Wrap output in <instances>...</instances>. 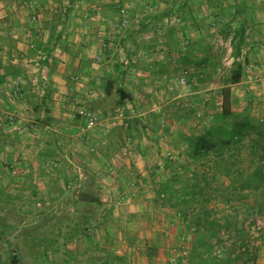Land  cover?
I'll use <instances>...</instances> for the list:
<instances>
[{"label":"rangeland","instance_id":"rangeland-1","mask_svg":"<svg viewBox=\"0 0 264 264\" xmlns=\"http://www.w3.org/2000/svg\"><path fill=\"white\" fill-rule=\"evenodd\" d=\"M5 1L7 0H2ZM241 1L152 0L153 6L148 7L147 12L139 10L140 14H136V0L114 3L119 11L112 14L113 21L120 23V18H126L125 22L131 20L135 23L140 18H146L160 26L159 33L155 34L160 40L167 41L175 55L173 75L169 82L171 84L165 91L158 86L155 91L140 92L138 96L135 94L137 107H132L133 111L129 109L125 118L115 109L118 94L114 92L107 96L102 90L106 85L105 77L96 79V87L101 90H96L95 94L83 92L79 94L82 96L77 97L75 94V133H68L70 140L63 141L61 147L52 139L47 152L53 155L60 167L66 163L75 169L76 178L71 179L74 184L65 189L47 190V186L60 179L54 171L59 165H46V161L42 162L45 159L39 158L42 151L45 152L43 145L47 141H43V137H46V131L31 117L19 119L21 116L17 114L18 109H11L6 93H0V264H66L63 263L65 257L74 259V262L70 260L67 264H75V235L80 234L81 239L89 228L109 232L111 236L106 241L111 246H119V242L124 240L134 248L144 244L140 237L143 231L155 228L170 239L171 254L164 253L169 257L168 260L180 258L181 251L187 250L193 240V231L188 233V229L175 214V209L164 206L161 197L158 198L155 192L172 174H180L184 180L191 176L193 170L200 171L204 168L198 163H188L181 139L173 140L171 135L177 138L183 133L200 130L210 116L219 110L220 89L226 84L231 87L234 110L247 108L251 115L264 120L262 114H257L249 107L248 99L244 96L240 99V89L229 83L233 68L230 42L232 33L228 36L225 33L230 30L228 28L234 30L239 26L242 16L235 15V12ZM245 1L249 5L246 14L252 23L248 27V44L242 48L239 58L242 63L243 59L248 60L243 66L244 78L251 76L252 65L260 68L264 65V0ZM19 4L34 7L37 6V1L26 0ZM142 14L145 16L142 17ZM120 15L125 17H119ZM10 16L7 9L0 14V22H9ZM36 20L30 19L32 23ZM131 28L127 27V30H136ZM102 30L104 32L100 35L103 37L99 38L104 41L106 51L98 52L99 59L96 63L104 62L108 68H119L121 60H124L123 54L116 47V41H111V38L117 40L119 32L114 29L112 37L110 30ZM151 34L152 32L148 35ZM133 36L137 37V34ZM163 40L160 45L166 47ZM33 50L34 46L30 47L28 55H32ZM160 50L165 49L160 47ZM183 53L196 58L209 56L213 59L210 63L196 66L187 60L182 63L179 58ZM184 71L187 72L185 80L180 82ZM32 94H27L28 102L35 101ZM11 95L15 98L18 93L12 92ZM13 97L9 98L14 99ZM81 107L92 110L97 115L98 122L93 128L88 129L79 115ZM140 113H143L140 117L135 116ZM157 118L163 124L170 123L173 129L167 134L156 130V137H153L152 132L140 129L139 126L145 123L149 130ZM124 120L135 129L125 130ZM137 120L140 125L136 123ZM148 146L159 155L154 157L156 159H148L149 163L138 152L149 149ZM57 147L60 151L64 149L70 158H64L65 161L61 157L59 159ZM121 166L120 173L114 171L115 167ZM141 167L142 174L146 175L138 173ZM97 168L99 173H95ZM32 169L34 170L31 171ZM93 172L95 176H92ZM45 174L48 177H41ZM216 179L212 181L213 187L223 178ZM42 180L48 181L50 185L43 184ZM119 185L124 186L126 192L121 190V193L115 188ZM122 195L125 196L123 199ZM83 198H96L97 201L83 202ZM99 198L104 199L103 203ZM122 201L123 203L116 204ZM237 202L234 200L224 204L217 197L207 203V206H212L214 216L221 218L225 214H233V204ZM247 203L252 204V197ZM245 228L249 230V244H255L258 248V264H264V214L249 215L245 220ZM234 237V232L228 237L227 234L224 235L223 245L227 246ZM94 241L96 243L92 245L98 246L103 237L98 233ZM222 250V246L216 244L210 254L220 258ZM93 253L94 256L98 254L95 251ZM182 256L181 262L186 264L188 260L185 255ZM12 258L16 262L13 263Z\"/></svg>","mask_w":264,"mask_h":264},{"label":"crops","instance_id":"crops-1","mask_svg":"<svg viewBox=\"0 0 264 264\" xmlns=\"http://www.w3.org/2000/svg\"><path fill=\"white\" fill-rule=\"evenodd\" d=\"M22 1L24 3L26 0L5 2L0 0V14L7 9L11 14L9 22H0V93H6L5 96L9 100L8 105L11 109H18L17 114L21 116L19 119L31 117L34 121L36 120L35 122L42 130L46 131V137H43V141H47L43 145L45 152L42 151V156H39L40 159H45L42 162L46 161V165L47 163L54 166L59 165L54 161L53 155L47 154L51 147L50 141L55 140L58 147H61L63 141L70 140L68 133H75V94L77 97L82 96L79 94L83 92L95 94L96 90H101L96 87L98 77L99 79L105 77L106 80L112 81V84L108 85L111 90L110 94L114 93L117 87H121L131 95V99L123 103L118 100L115 108L124 118L127 111L136 106L137 102L134 97L137 99L140 92H150L158 86L165 91L170 87L175 55L166 40L162 39L166 47L160 45L162 40L155 34L159 33L160 26L149 22L146 18H140L135 23L131 20L125 22L126 18H120V23L113 21L112 14L119 11L114 3L121 0H36L37 6L34 7L19 4ZM136 1L138 9L136 14H140L139 10L147 12L148 7L154 4L152 0ZM142 15V17L145 16ZM119 17L125 16L120 15ZM31 18L37 20L32 23ZM127 27L136 30L128 31ZM102 29L110 30L112 37H114V29L119 32L117 40L111 38L112 42L116 41V47H119L120 53L123 54L124 60H121L119 68H108L104 62L96 63L99 59L98 52L106 51L104 41L99 38L103 37L100 35L104 32ZM149 32H152L150 36ZM135 33L137 37L133 36ZM32 46H34V53L28 55L29 48ZM160 47H164L165 50L161 51ZM251 67V76L247 75L246 78L243 76L233 85L240 89V99L244 96L248 99L249 107L264 117V65L261 68L257 65ZM12 92L18 95L14 98L11 95ZM29 92L33 93L34 102L27 101L26 97ZM8 95L14 99L9 98ZM143 113L135 116L140 117L139 115ZM136 123L140 125L139 120ZM130 124L124 120L123 128L127 131L135 129L131 128ZM139 127L147 133L152 132L153 137L157 135L156 130L167 134L173 129L170 123L163 124L158 118L154 120L149 130L145 123ZM144 138L146 139V135ZM171 139L179 140L180 137L176 138L171 135ZM58 147L59 159L61 157V160L65 161L64 158H70L64 149L60 151ZM148 148L138 150L140 157L146 159V162L148 159H156L159 156L152 147L148 146ZM63 164V167L59 165L54 168L60 180L52 182L51 186H47V190L51 188L62 190L74 184L71 179L76 178L75 169L66 163ZM49 169L51 167L45 171ZM121 169L122 166L115 167L114 171L120 173ZM141 171L142 167L138 173L142 174ZM99 172L97 168L95 173ZM92 176H95L94 172ZM41 177H48V174ZM42 183L50 185L48 181L42 180ZM115 188L119 192L121 190L126 192V188L122 185ZM121 197L123 199L125 196ZM83 199H81L83 202H88ZM99 201L103 203L104 199L99 198ZM121 203L123 201L116 204ZM98 233L103 237V241L98 246H93ZM108 233L105 230L89 228L81 239H79L80 234L75 235V239L77 238L75 264H169V257L164 253L171 254L172 246L169 244V237L167 238L165 233L162 234L161 230L151 228L143 231L140 237L144 244L137 248L124 240L119 242V246L109 245L106 238L111 235ZM94 251L95 254L98 253L95 256ZM70 260L74 262L72 257H65L63 263L67 264ZM258 262L257 258V264Z\"/></svg>","mask_w":264,"mask_h":264},{"label":"trees","instance_id":"trees-1","mask_svg":"<svg viewBox=\"0 0 264 264\" xmlns=\"http://www.w3.org/2000/svg\"><path fill=\"white\" fill-rule=\"evenodd\" d=\"M248 8L245 0L237 5L235 15H241L242 20L238 27L234 30L228 28L230 30L225 33L227 36L232 33L231 84L241 80L243 66L248 61L243 59V64L239 60L242 48L248 44V27L252 23L246 14ZM212 59L209 56L196 58L185 53L179 58L182 63L187 60L196 66L210 63ZM110 84L112 81L106 80L105 94L111 93ZM115 92L119 102L131 99V95L121 87H117ZM220 95L219 110L200 130L180 136L188 163H198L204 169L193 170L191 176L184 180L180 174H172L158 186L156 194L161 197L164 206L175 209L188 233L193 231V240L186 254L189 264H257L258 248L249 244L250 234L245 228V220L252 213L264 214V120L251 115L247 108L239 111L232 108L230 85L222 86ZM217 177L223 179L213 187L212 181H216ZM217 197L224 204L238 201L233 204V214H225L221 218L214 216V208L207 203ZM250 197L252 204L247 203ZM83 200L97 201L96 198ZM231 232L235 233V237L224 246V235L228 237ZM216 244L223 249L220 258L210 254ZM12 259L13 263L16 262ZM181 259L178 258V264H183Z\"/></svg>","mask_w":264,"mask_h":264},{"label":"built area","instance_id":"built-area-1","mask_svg":"<svg viewBox=\"0 0 264 264\" xmlns=\"http://www.w3.org/2000/svg\"><path fill=\"white\" fill-rule=\"evenodd\" d=\"M186 73H187L186 71L183 72V75L180 78V82H183L185 80ZM78 112L79 115L84 119L85 125L88 129L93 128L97 124L98 117L92 110H89L85 107H81ZM180 254H181L180 257H184L182 256V254L186 256L187 250H182ZM169 264H178V258H171V261L169 260Z\"/></svg>","mask_w":264,"mask_h":264}]
</instances>
